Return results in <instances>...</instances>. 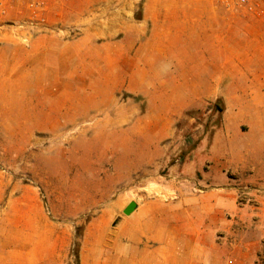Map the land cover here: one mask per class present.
I'll use <instances>...</instances> for the list:
<instances>
[{"label":"crops","instance_id":"0c3cea01","mask_svg":"<svg viewBox=\"0 0 264 264\" xmlns=\"http://www.w3.org/2000/svg\"><path fill=\"white\" fill-rule=\"evenodd\" d=\"M24 1L0 0V26L29 16L32 0ZM77 1L58 0L60 26L47 21L46 31L26 33L29 46H14L6 69L0 56V92L7 89L2 78L7 72L32 76V90H40L42 84L33 76L58 75L62 84L65 75H98L95 80L82 79L86 84L101 83L109 93L107 102L96 98L94 104H83L70 99L69 92L75 96L85 86L57 88L62 102L56 115L64 120L66 114L75 116L72 108L80 106L85 107V115L109 109L113 94L131 81L145 91L147 76L152 75L161 94L152 104L159 125L157 139H179L181 132L173 123L187 108L203 105L205 100L221 96L225 105L252 108L247 114L249 130L236 125L230 134L225 121L210 141L202 140L181 163L168 166L169 196L116 198L92 217L79 235L78 264H225L228 260L249 264L257 255L256 241L254 234L241 229L246 204L238 202L237 196L243 185L264 186V38H210L214 22L209 0H140L137 6L132 4L137 8L141 3L137 21L108 26L100 14L80 25L77 19L65 21ZM98 9L100 5L91 12L97 14ZM228 22L224 18L222 27ZM151 56L168 62V71L150 70ZM90 59L98 64L94 72ZM92 105L95 108L88 107ZM39 106L43 104L30 100L25 111L31 115L33 107ZM150 112L147 106L146 113Z\"/></svg>","mask_w":264,"mask_h":264},{"label":"rangeland","instance_id":"374dc122","mask_svg":"<svg viewBox=\"0 0 264 264\" xmlns=\"http://www.w3.org/2000/svg\"><path fill=\"white\" fill-rule=\"evenodd\" d=\"M57 1L45 0V17L60 26ZM139 1L78 0L77 7L64 19H77L80 25L102 15L105 26L110 22L133 23L141 17V3L137 8L132 6H137ZM209 1L214 22L210 38H223V35L264 38V9L257 18L237 12L224 13L216 0ZM97 5L100 9L93 14L92 8ZM27 18L19 23L6 21L0 26V56L5 62L2 68L9 65L8 56L14 46H29L30 38H24L27 29L18 28ZM224 18L230 19L225 28L222 27ZM18 31L23 36L16 38ZM89 61L94 72L98 64L92 59ZM147 63L154 72L163 74L169 69L168 62L156 57H148ZM7 73L2 74L7 89L2 88L0 92V264L1 260L4 264H75L82 228L112 200L169 196L165 186L170 179V164L181 163L202 140L210 141L225 121L230 126V134H234L236 125L249 130L247 114L252 108L225 105L224 97L220 96L184 111L181 119L172 125L181 132L179 139L155 138L159 125L155 123L156 107L152 104L161 94L157 90L159 83L152 81V75L147 76L145 91H140V85L131 81L130 86L127 84L113 94L109 109L85 115V107L80 106L72 108L75 116L66 114L62 120L56 115L57 106L62 102V93L57 88L62 84H75L78 89L86 87L75 96L69 92L70 99L75 97L78 103L109 101V93L101 83L86 84L82 79L95 80L98 75H65L62 84L58 82V75L33 76L42 82V90H32L29 85L32 76L18 71ZM164 94L169 97L168 92ZM30 100L43 104V107H33L31 115L25 111V104ZM147 106L152 112L146 113ZM240 112L246 115L240 117ZM244 186L249 191L240 226L254 234L257 247L254 254H260L264 252V186L241 187Z\"/></svg>","mask_w":264,"mask_h":264},{"label":"built area","instance_id":"2783aa9c","mask_svg":"<svg viewBox=\"0 0 264 264\" xmlns=\"http://www.w3.org/2000/svg\"><path fill=\"white\" fill-rule=\"evenodd\" d=\"M139 1V0H137ZM218 5L226 12L243 13L252 17H261L264 9V0H218ZM30 14L26 20L18 25V28H26L28 34L46 31L48 22L45 17L46 2L45 0H32L29 4ZM26 38V37H24ZM248 187H241L238 192L237 200L244 203L248 200ZM225 264H235L234 261L228 260ZM249 264H264V252L257 254L255 259Z\"/></svg>","mask_w":264,"mask_h":264},{"label":"trees","instance_id":"16d2710c","mask_svg":"<svg viewBox=\"0 0 264 264\" xmlns=\"http://www.w3.org/2000/svg\"><path fill=\"white\" fill-rule=\"evenodd\" d=\"M77 232L79 233V230H77ZM75 257H76L75 264H78V255H77V253H76Z\"/></svg>","mask_w":264,"mask_h":264}]
</instances>
